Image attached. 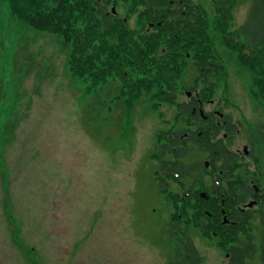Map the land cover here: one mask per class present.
<instances>
[{
    "label": "rangeland",
    "instance_id": "rangeland-1",
    "mask_svg": "<svg viewBox=\"0 0 264 264\" xmlns=\"http://www.w3.org/2000/svg\"><path fill=\"white\" fill-rule=\"evenodd\" d=\"M194 2L205 11L223 65L207 99L213 104L204 111L230 115L240 129L232 148L242 149L264 126V103L254 95V74L225 38L246 22L252 0H238L225 30L216 26L212 0ZM10 3L0 1V264H173L178 243L170 229L182 209L171 196L193 198L200 187L189 189L194 178H187L183 186L169 182V192L161 191L156 150L165 142L160 135L196 128L176 112L178 102L189 101L186 91H193L187 88L198 75L192 62L174 102L144 89L131 106H118V74L99 84L79 77L69 65L72 48L60 36L24 23ZM131 4L110 0L108 9L114 7L136 32L153 31ZM256 152L259 161L244 164L260 175L264 149L257 146ZM185 161L209 159L191 145ZM208 170L204 182L211 186L218 174L212 166ZM259 182L264 187V176ZM202 225L192 220L180 226L188 228L202 264H226L232 243L207 235ZM252 231L255 243H263L262 228Z\"/></svg>",
    "mask_w": 264,
    "mask_h": 264
},
{
    "label": "trees",
    "instance_id": "trees-1",
    "mask_svg": "<svg viewBox=\"0 0 264 264\" xmlns=\"http://www.w3.org/2000/svg\"><path fill=\"white\" fill-rule=\"evenodd\" d=\"M8 1L15 16L24 23L60 36L72 48L69 65L79 77H88L99 84L109 80L113 73L118 74L120 84L114 97L118 106H127V103L131 106L144 89L154 90L156 99L174 102L175 89L189 68L190 61L198 75L195 84L187 88L195 91L198 84L202 83L199 90L202 101L214 95L223 65L213 48L210 35L212 28L208 26L209 20L204 18L205 11L194 0H184L183 10L176 13V19H170L174 15L173 10L167 9L165 0H131V11L138 13L142 23L154 22V30L145 32L134 31L128 25L127 18L110 12V0ZM140 2H143V7H140ZM237 2L212 0L217 14L216 26L227 29L229 14ZM225 44L254 74V95L264 103V0H252L248 19L226 36ZM197 102L193 97V102H178L176 107L178 118L197 126L195 131L178 128L172 133L166 132V135L159 137L165 142L156 150L161 191L169 192V182L183 186L182 182L187 178H194L189 189L200 187L193 198H181L179 194L171 196L175 206L181 205L182 209L181 213L175 214L170 229L178 243L177 248L182 249L178 251L180 259L174 264H202L188 228H182L181 223L193 220L200 226L206 222L202 227L207 235L212 231L230 232L234 225L221 223V209L241 202L244 195L239 193L247 187L248 171L243 169L245 166L239 163L238 155L231 152L227 145L233 140L236 126L230 124L227 127V139L220 136L223 127L218 126L215 120H205L199 111L193 113V105L198 106ZM189 130L192 135L183 138ZM261 142L264 143L263 138ZM191 144L211 159V166L218 174L216 178L220 180L218 184H205L204 175L209 172L205 162L186 163ZM222 181H226V186H219ZM202 189L210 195L208 200L200 196ZM190 209L193 213H188ZM232 215L239 218L240 213L236 211ZM220 237L232 241L229 236ZM235 258L239 260L237 262L235 259V264L244 262V254L239 257V251H236Z\"/></svg>",
    "mask_w": 264,
    "mask_h": 264
},
{
    "label": "flooded vegetation",
    "instance_id": "flooded-vegetation-1",
    "mask_svg": "<svg viewBox=\"0 0 264 264\" xmlns=\"http://www.w3.org/2000/svg\"><path fill=\"white\" fill-rule=\"evenodd\" d=\"M167 1L168 5L166 6L168 10H173V17L170 19H176V13L179 10H183L182 3H184V0H165ZM181 4V5H180ZM113 14H116V10L112 9L111 11ZM185 14V12L183 13ZM151 27H154V22H150ZM190 92L191 94L189 95ZM200 92L198 90L193 91H186V95L189 98L188 102H193V97L196 98L198 101V106L193 105V113L196 114L197 111H199V115H201L205 120H208L209 118H212L215 120V122L218 124V126H222L223 129L221 131L220 136L225 137L227 139L228 134L226 133L227 127H229L230 124H233L236 126V131L235 135L233 137V140L231 142H227L228 149L231 152H234L238 155L239 163L243 164L245 167L243 168L245 171H248L247 176V182L246 185L247 187H244L245 191H241L239 194L244 195V199L240 200L241 202L236 203L233 207H230L228 209L222 208L221 213L222 215V224H229V225H234V228L230 230V232L222 233V232H217V231H212L209 236H229L231 237V242L229 240V244L232 243V246H229L227 248V257L228 260L226 264H235V259L237 262L239 261L238 258H235L236 251H239V257L244 254V262L242 264H248V261L251 259H256L258 260V264H264V237H263V243H260L257 245L255 243V232L252 231V228L257 225V228L259 227L260 229L262 228V233L264 235V187H261L262 185L260 184L259 180L261 176H264V171L260 173V175L255 174L253 170H251L250 165L244 164V160L247 159L246 161L249 163L248 160L252 161H259V157L255 155L257 152V146L258 149H264V143L261 142V139H264V131H262L263 127H258L257 133H252L251 135V141L248 144H245L242 149H234L232 148V145L234 143V140L236 138V135L239 134L240 129L238 124L233 120V118L224 113L221 109H216L214 108L210 112L204 111V105L206 103H211L213 104V101L211 100H205L202 101V98L199 96ZM182 103V102H179ZM201 111L204 112V115H202ZM197 127V126H196ZM193 131L195 129L189 128ZM192 135V131H186L185 135L183 138H188ZM192 145V144H191ZM247 149V150H246ZM210 161V167H211V159L208 158ZM252 159V160H251ZM209 166H206L208 169ZM264 169V166H263ZM220 180H218L215 177V183L218 184ZM226 182V181H225ZM196 194V192H195ZM200 196L201 192H200ZM206 200L210 198V195L207 194V197H202ZM236 211L240 213L239 218H235L232 214H234ZM227 218V220L225 219ZM258 223H257V222ZM216 226H219L216 224ZM252 227V228H251ZM251 228V229H250ZM241 230V231H240ZM261 231V230H260ZM239 233H242L243 236L239 237ZM261 233V232H260ZM192 239V238H191ZM244 240V241H243ZM194 247L197 249L194 241L192 240ZM246 245V246H244ZM177 249V250H176ZM175 249V254L173 258V264L180 259L181 256H178V252L180 249L176 248ZM198 250V249H197ZM199 252V251H198ZM199 257L201 255L199 254Z\"/></svg>",
    "mask_w": 264,
    "mask_h": 264
},
{
    "label": "water",
    "instance_id": "water-1",
    "mask_svg": "<svg viewBox=\"0 0 264 264\" xmlns=\"http://www.w3.org/2000/svg\"><path fill=\"white\" fill-rule=\"evenodd\" d=\"M188 93H189V95L191 94L190 92H188ZM201 113H202V115H204V112L203 111H201ZM205 163H206V166H209V164H210L209 161H206ZM201 195H202V197H205V198L207 197L206 192L201 193ZM225 219H226V217H225Z\"/></svg>",
    "mask_w": 264,
    "mask_h": 264
}]
</instances>
